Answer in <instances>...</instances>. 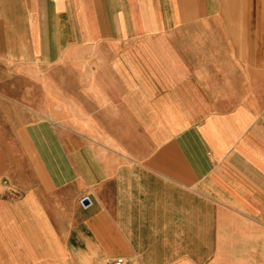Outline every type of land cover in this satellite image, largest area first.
Segmentation results:
<instances>
[{"label": "crops", "instance_id": "0c3cea01", "mask_svg": "<svg viewBox=\"0 0 264 264\" xmlns=\"http://www.w3.org/2000/svg\"><path fill=\"white\" fill-rule=\"evenodd\" d=\"M112 258L264 264V0H0V264Z\"/></svg>", "mask_w": 264, "mask_h": 264}, {"label": "built area", "instance_id": "2783aa9c", "mask_svg": "<svg viewBox=\"0 0 264 264\" xmlns=\"http://www.w3.org/2000/svg\"><path fill=\"white\" fill-rule=\"evenodd\" d=\"M106 264H125V263L122 258H112V259L106 260Z\"/></svg>", "mask_w": 264, "mask_h": 264}, {"label": "water", "instance_id": "95a60500", "mask_svg": "<svg viewBox=\"0 0 264 264\" xmlns=\"http://www.w3.org/2000/svg\"><path fill=\"white\" fill-rule=\"evenodd\" d=\"M82 203L87 204L88 203V199H83Z\"/></svg>", "mask_w": 264, "mask_h": 264}]
</instances>
